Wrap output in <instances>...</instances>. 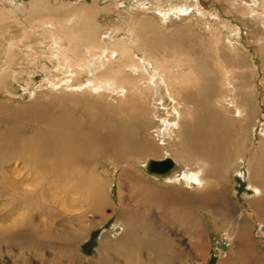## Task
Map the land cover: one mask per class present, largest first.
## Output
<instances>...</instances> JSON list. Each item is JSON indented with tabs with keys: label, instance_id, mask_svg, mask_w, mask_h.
I'll return each instance as SVG.
<instances>
[{
	"label": "bare ground",
	"instance_id": "1",
	"mask_svg": "<svg viewBox=\"0 0 264 264\" xmlns=\"http://www.w3.org/2000/svg\"><path fill=\"white\" fill-rule=\"evenodd\" d=\"M137 1L141 2V7H144L145 3L148 2L146 0ZM232 1L235 2L236 0ZM232 1L231 3H233ZM30 5L31 9L37 8L38 0H31ZM256 5L255 3L250 4L245 0L242 4L243 9H241V6L237 8V5L236 8L241 9L240 15L245 12L246 16V13H255ZM258 6L260 7L259 15L264 16V0H261ZM154 8H156V12L159 13L161 20L165 23L168 21L170 14L187 13L192 9V6L187 3H172L168 8H165L161 2H156ZM196 10L199 13L202 12L199 7ZM3 11L8 21L16 20L17 23L22 24V27L20 38L17 41L10 40L7 47L4 46L6 56L0 58V88L6 87V82L9 80H16L15 76H19L23 71L21 67V69L18 68L19 65L15 60L16 56L34 59L35 54H38V51L32 49L30 43L24 44L25 42H23H27L30 36H38L40 38L38 44L50 49L46 54L45 62L52 63L55 61L56 63L52 70L57 72L55 73L57 78L53 74L50 82L53 86L51 87H57V90L64 93L66 91L74 94L75 92H89L102 99L99 105H105V108L116 102L114 107L109 108V112L115 115L116 124L120 127L122 126L120 128L121 131L117 130L114 125L110 127L105 124L103 125L105 132L102 134L96 135L95 132L87 134L82 131L81 122L79 124L72 122L71 125H68V119L65 115V119H62V122L59 123L61 128L57 130L54 128L57 123L51 120L53 117L58 119L59 116L63 115L48 112V114L45 113L47 117L43 120L41 119L42 123L40 122L42 125L48 126L44 127L45 131L36 133L34 128H32L33 134L29 138L22 139L23 142L28 143L26 151L23 153L24 157H32L33 162L36 161L34 166L40 162L39 164L42 166L54 168L47 172H42L41 181L48 184L53 178L57 179V181L61 179L65 184L64 188L71 190L69 200L73 204L72 208L69 207L66 212L68 214L74 213L76 217L73 216V218H84L83 214L86 210H83L81 204L90 203L91 206L88 211L97 212L103 221L102 223L107 221L108 215H106L105 202H103L106 196V193H104L106 186L104 174L107 172L106 169L102 172L99 171V167H101L99 165L100 158L103 155L101 154L102 150L111 154L110 160L107 158L106 161L115 169L122 166V164L137 162L143 158V155L149 157L144 158L145 160L143 159L144 161L140 162L147 173L154 176L167 175L165 181H168L166 182L168 184L165 187L155 189L151 187L148 191V194H152L154 197L151 207L147 208L148 211L150 210L148 217L144 216L143 220L138 215V210L141 207H145L143 202L127 204L129 212L125 217H117V221L112 224L111 230L113 232L105 231V234H101L99 250L102 259L93 264H199L200 259L204 260L206 256L204 249L207 247V242L211 243L210 241L212 240L208 232L220 234V222L227 223L222 234L231 242L230 248L233 251L231 255L229 252L227 254V259L230 260L228 263L220 261L218 264H264V262L260 263V259L254 254L259 253L258 250L252 248L256 244L255 241H257L255 234H253V229L257 228L258 233H261V226L264 223L260 221L257 223V227L253 228L252 226L256 223V220L262 217L261 212L264 216V206L262 205L261 208H258L259 205L250 203L246 210L247 213H245L243 210L238 209L232 198L230 200L226 196V182L230 181L231 170L239 168L244 162L248 166L245 180H247L248 188L253 192V197L257 198L264 192V131L263 139L258 143L260 146L259 150H254L255 145L248 142V133L246 131L247 124L252 119V109L249 108L251 104L250 97L255 95L257 90H255V85L252 84L254 81L250 82L248 77L242 73V75H236L235 70L230 68L237 65V68L240 69L237 60L233 61L230 67L225 70L221 66L222 76L219 79V91L213 103L214 109H219L220 113L225 114L222 118L223 123H221V127H225V134L222 137L215 127L220 125V122L213 119V113H205L206 109L204 110L201 107V103L192 101V97L200 94L198 91L200 89L197 85L195 87V84L203 82L206 78L207 91L214 92L213 88L216 87L217 83L212 76L208 77V73L207 77L200 79L196 76L197 72H194V66L184 69L183 64H180L179 61L168 62V57L164 56V53H159V56H155L154 59L153 56H150L151 50L146 56L143 52L144 58L139 57L142 53H138L139 56H137L136 52L138 50L142 51L139 44L129 39L130 37L116 39L115 34L119 26L109 27L96 35L93 33L92 26L88 24L89 22H85L86 20L76 25L77 22L75 21H77L78 16L86 19L90 18L89 14L91 12L85 9H81L77 15L71 16L64 24L55 23L52 20L48 21V18V20H30L28 16L23 17L24 9L22 6L14 11ZM212 15L215 16L213 13ZM1 35L2 33H0ZM46 38L49 41V45L46 41H43ZM20 44H23V46ZM219 61L221 62V60ZM114 65H116L115 68L112 67ZM49 67L46 69L44 66H39L38 68L47 74L51 70ZM29 74L31 73L27 75ZM80 75L86 76L82 83H79ZM103 98L106 100L112 99V103H106ZM166 101L168 102L167 105L165 104ZM33 107L31 106V108ZM157 107H161L167 114V116H159L160 125L152 127L156 129L157 138L155 135H149L151 137V145L148 146L140 144L136 147L133 138L129 140L130 146L125 145V140H122L127 133L129 134L126 137L131 136L132 134L130 133L136 129L145 131L146 134L149 133L148 123L151 118H157ZM203 110L204 112L202 113ZM230 111H232V117L228 116ZM90 118L93 125L99 124L93 117ZM122 118H126L128 121ZM134 118L136 120H133ZM235 131L236 135L234 134ZM120 132H122L123 136H121ZM0 134L2 138L4 134L5 136L11 135L12 132L11 130H7V132L0 130ZM230 138L231 146L228 145V142L226 143ZM1 140L3 141V139ZM122 142L124 149L119 152L118 148ZM95 143L104 146L103 149L93 146ZM89 144H91L92 148H90L91 146L89 147ZM3 146L6 148L5 145ZM154 149L163 150V158H156L157 160L150 158L152 156L151 150ZM41 150L48 152L43 155L40 153ZM6 151L8 152V150ZM9 153L16 160L17 155L15 152L10 151ZM56 153L57 156H55ZM251 154L256 155L254 160L249 158ZM51 155L55 157L52 165L50 163ZM122 156L127 159L121 158ZM164 157L170 158L176 164L173 170L165 174H155L147 170V163L150 160L158 161L164 159ZM176 160L184 168L177 170L179 163ZM89 163H94L93 168L89 167ZM186 163H191L188 164L190 167L194 164L196 168L194 170L189 169ZM222 164H227V168L223 169ZM249 165H256L255 169L259 166L258 174H263L253 176ZM12 170L9 175L13 176L19 173L22 170L21 164L13 165ZM50 171L62 172L65 177L60 178L57 176L59 174L49 173L50 175H48ZM133 175H131L129 169H122L118 176L119 182L123 181L120 184L119 195L123 193L125 182L131 183L134 181ZM25 180L27 179H22L21 183L28 185ZM180 180L183 181L180 182ZM10 181L12 182L13 180L10 179ZM177 182L185 184L189 191H193L196 188H193V186L199 185L200 187L198 188L203 191L201 197L205 204L199 206L197 211L199 214L197 216L196 212L194 213L196 217L188 219L181 217L183 220L180 222L185 225L184 228L170 229V232H168L165 231L164 225L160 224V216L159 218L154 217L160 211L163 214L162 206L158 200L166 201L171 209L178 206L181 210L186 209L191 210V212L193 210L190 205L191 200L189 198L184 199V187L174 185ZM128 185L127 187H129ZM84 188H87L86 192L82 191ZM142 189L146 190V188L140 187V190ZM134 191L135 189L133 188L128 192L129 197L132 196L130 194ZM21 196L19 199L24 201L31 199L29 196ZM77 204H79V207H77ZM154 206H156V209ZM177 210L179 209L176 208ZM68 216V220L64 219L66 220V225H57L56 230L63 233L61 232L62 234L60 233L56 236L51 234V238L54 240H48V238L31 239L28 234L32 232L33 227H31L32 230L29 232L27 228L15 233L13 231H1L0 237L7 238L10 236L11 239H16L17 237L21 239L27 236L30 242L25 244L21 241V248L25 246L24 248H28L26 249L28 251L33 248L39 250L43 248H58L65 254L64 257L67 258L65 263L73 264L72 262L76 259H81L79 257L81 255L79 254L80 252L76 253L75 248L77 249V247L75 243L80 240L81 235L84 237L88 226H79L75 229L72 225L70 214ZM217 216L222 220H215V223L209 222L208 217ZM194 220L197 221L194 223L192 222ZM116 229L117 232L115 231ZM180 231H182L183 239L185 235L188 236L187 243L176 238ZM18 234L20 235L18 236ZM214 236L219 237L217 234ZM262 236H264V233ZM112 251H115L116 255ZM186 256L189 258L187 259Z\"/></svg>",
	"mask_w": 264,
	"mask_h": 264
},
{
	"label": "rangeland",
	"instance_id": "2",
	"mask_svg": "<svg viewBox=\"0 0 264 264\" xmlns=\"http://www.w3.org/2000/svg\"><path fill=\"white\" fill-rule=\"evenodd\" d=\"M146 1L148 2L145 3L146 5L144 8L140 6L141 2H138L137 0H38L37 8L31 9V0H0V33H2L0 36V58L6 56L4 46L7 47L10 40L17 41L20 38L22 27V24L17 23L16 20L8 21V18L5 17V12L3 10L14 11L22 6L24 9L23 17L28 16L30 17V20L38 21L40 19L43 20L48 18V21L52 20V22L55 21V23L58 22L64 24V22L71 16L74 14L77 15L81 9H85L91 12V14H89L90 18L86 19L78 16L77 21H75L77 22L76 25H79V22L86 20L85 22H89L88 24L92 26L93 33L96 35L100 34L101 31L109 27L119 26L118 31L115 34L116 39L130 37L129 39H132L139 44L142 51L138 50L136 52L137 56L142 53L139 57L144 58L148 55L147 53L151 52L152 55L150 53V56H153L154 59L155 56H159V53H164V56L168 57V62L172 63L179 61L180 64H183L184 69L189 66H194V72H197L196 76L200 79L207 77V73L208 77L212 76L217 83L216 87L213 88L214 92L211 93L207 91L206 78L203 82L195 84V87L197 85L200 89L198 90L200 92V96L197 95L192 97V101L201 103V107H203L204 110L206 109L205 113H213V119L220 122V125L215 127L222 137L225 134V127L222 128L221 123H223L222 118L225 114L223 113V115L220 113L219 109H214L213 103L216 99V94L219 91V79L222 76V69H220L221 66L225 70L230 67V64L233 61L237 60L239 63L238 67H240V69L237 68V65H231L232 67L230 68L235 70L237 73L236 75L243 74L248 77L250 82L254 81L252 84L255 85V90H257V93L250 97L251 104L249 108L252 109V119L249 120L246 131L248 133V142L255 145L254 150H259L260 146L258 143L262 141L264 131V16L259 15L260 7L258 6L261 0H246L250 4L255 3V5H258H256V11L254 14L246 13L245 16L244 12V14H241L242 17L240 12L241 9H243L242 4L245 0H236L235 2L232 0H228L230 2L227 0ZM231 1L234 4L231 3ZM156 2H161L165 8H168L172 3H187L189 5L191 4L192 9H190L187 13L179 15L170 14V17L167 19L168 21L164 23L161 20L159 13L156 12V8H154ZM240 6L241 9H237ZM197 7L202 9L201 13L196 10ZM212 13L216 17L213 16ZM128 31L130 32L128 33ZM39 39L40 38L38 36H30L27 42L23 41L25 42L24 44L30 43L32 49H34V51H38V54H35V60L16 56L15 60L19 65L18 68L21 67L23 71L19 74L20 77L18 75L15 76L16 80L11 79V81L9 80L6 82L7 84L5 83L6 87L0 88V130H5L6 132L7 130H11L12 132L11 135L8 134L9 136H5L4 134L2 138L0 134V232L13 231L15 233L26 228L29 232L32 230L31 227H33L32 232H29L28 234V237L31 239L48 238V240H54L51 238V234L56 236L62 232L56 230L57 225H66V220L64 219L68 220V215L70 214L72 225L75 229L79 226H88V230L84 237L81 235L80 240L75 243L77 247V249L75 248L76 253L80 252L79 254L81 255H79V257H81V259H76L72 263L93 264L102 259L100 256L101 252L99 250L101 234H105V231L113 232L111 230L112 224L117 221V217H125L128 214L129 211L127 210V204L129 205L134 202H143L145 207H141V209L138 210V215L143 220L145 217H148L147 215L150 213V210L148 211L147 208L151 207V203H153L152 199H154L152 194H148V191L151 187L154 189L165 187L166 184H168L166 183L168 181H165L167 175L154 176L147 173L140 162L149 157L143 155V158L141 157L142 159H139L140 161H134L132 164H122V166L115 169V167H112L111 164L106 161L107 158L110 160L111 154L103 152L104 150L102 149L104 146L99 143H95L93 146L101 148V154H103L100 158L99 165H101V167H99V171L102 172L106 169L107 172L104 174V181L106 184L104 193H106V196L103 202H105V211L106 215H108V219L102 223L103 221L97 212H89L88 208L91 206L90 203L81 204L83 210H86L83 214L84 218H73V216L76 217L74 213L68 214L66 212L69 207L72 208L73 204L69 200V193L71 190L69 188H64L65 184L61 181V179L57 181V179L53 178L51 182H48V184L41 181L42 172H47L54 168L51 166H42L39 164L40 162L36 163L34 166L36 161L33 162L32 157H24L23 153L26 151L25 149L27 148L28 143L23 142L22 139L29 138L33 134L32 128H34L36 133L45 131L44 127L47 125H42L41 119H45L47 117L45 113L48 114V112L63 115L61 117L59 116L58 119L53 117L51 120L52 122L57 123L54 127L57 130L58 128H61L59 123L62 122V119H65V116H67L68 125H71L72 122L76 124L81 122V129L87 134L90 132H95L96 135L102 134L105 132L103 129V125L105 124H108L110 127L111 125L116 126V129L119 131H121L120 128L122 126L120 127L116 124L115 115H112L109 112V108L114 107L116 104V102L112 103V99L106 100L103 98L106 103L113 104L110 105V107L105 108V105H99V102L102 99L98 98L94 94H90L89 92H75L74 94L66 91L64 93L57 90V87H51L53 86L52 83H50L53 74L54 77L57 78V75L55 74L57 72L52 70L53 67L56 66V63L55 61L52 63L45 62L46 54L50 51V49L38 44ZM47 40L48 39L46 38L43 41H46L49 45V41ZM79 44L81 46L80 42ZM20 45L23 46V44ZM134 49H136V47H134ZM40 50H43L41 51L42 53ZM143 52L145 53V56H143ZM219 60H221V62ZM39 66H44L46 69L50 66L49 68L51 69V73L48 72L46 74L45 71L38 68ZM112 67L115 68L116 65ZM28 73L31 74L27 75ZM85 78V75H80L79 83H82ZM165 104L167 105L168 102L166 101ZM31 106L34 107L31 108ZM156 110L157 118H151L148 123L149 133L146 134L145 131L137 130V127L135 128V131L130 133L132 135L129 137H126L129 133L123 136L122 132H120L121 136L124 137L122 141L125 140V145L130 146V138L134 139L136 147L140 144L144 146L151 145V137L149 135L152 134L155 135V137L157 135L156 129L152 127L160 125V121L158 120L159 116H167L166 112L161 107H157ZM231 112L232 111H230L228 115L230 117L233 115ZM90 117H93V119L97 121L100 126L99 124L93 125ZM122 119L125 120L126 118ZM133 120L136 119L134 118ZM126 121L128 120L126 119ZM35 124L37 127L34 126ZM234 134H237L236 131ZM1 139H3V141ZM227 142L229 143L228 145L231 146V138L228 139L226 143ZM3 145H5L6 148H4ZM90 146L91 144H89V147ZM123 147L122 142L121 146L118 148L119 152L124 149ZM90 148H92V146ZM155 149L151 150L152 156L150 158H163V150ZM6 150H8V152ZM10 151L15 152L17 155L16 160L13 159L14 156L9 153ZM45 152L48 151H40L43 155ZM55 156H57V153ZM250 156L251 157L249 158L254 160L256 155L251 154ZM54 158L55 157L51 155V165L54 163ZM121 158L127 159L124 156ZM121 158L119 159L122 160ZM14 161H16L15 164H13ZM176 162L179 163V168L177 170L184 168L178 160H176ZM18 163L21 164L22 170L13 176L9 175L13 171L12 166H16ZM186 164V166H188V164L191 163ZM93 165L94 163H89L90 168H93ZM192 165V167H188L189 169L194 170L196 167L194 164ZM221 166L223 169L227 168V164H222ZM249 166L253 176L263 174H258V171L260 170L259 166H257L256 169V165ZM125 168L129 169L131 175L134 174V181L131 183L128 181L125 182L123 193L122 195H119L118 191L120 189V184H122L123 181L119 182L118 176L122 169ZM247 168L248 166L246 162H244L239 168L231 170L230 181L226 182L227 198L230 200L232 198L233 203L237 205L238 209L243 210L245 213H247L246 210L250 203L259 205L258 208H261L262 205L264 206V192L257 198H254L252 195L253 192L250 188H248L247 180H245ZM49 173L59 174L57 176L60 178L65 177L62 172L57 173L50 171L48 172V175H50ZM124 178L127 180L126 177ZM10 179L13 181L11 182ZM22 179H27L25 182H27L28 185L21 183ZM182 181L183 180H180V182ZM127 185L129 187H127ZM174 185L184 187V199L186 200L189 198L191 200L190 205L193 207V210L192 212L191 210L186 209L181 210L177 206L176 208L179 210L176 211V208L171 209L166 201L158 200L159 204L162 206L161 209L163 214L160 211L159 214H156L154 217L159 218L160 216V224L164 225L165 231L168 232H170V229L174 230L184 228L185 225H182V222H180L183 220L181 217L186 219L196 217L199 214V212H197L199 210V206L201 204H205L201 197L203 191L198 188L200 187L199 185L193 186V188L196 187L193 191H189L183 183L180 184L177 182L174 183ZM140 187L146 188V190H140ZM133 188L135 191L131 193L130 195L132 196L129 197L128 192ZM84 189L82 191L86 192L87 188L85 190ZM22 191L24 192L22 193ZM21 195L26 197L29 196L31 199L29 201L19 199V197H22ZM77 207H79V204H77ZM154 207L156 209V206ZM195 212L196 216H194ZM261 216L262 217L259 220H256V223L252 226L253 228L257 227V223L260 221L264 223V216L262 212ZM208 218L209 222L213 223H215V220H222L218 216ZM195 221L197 220L192 222L195 223ZM224 224V222H220L219 224L220 234H212L208 232L209 236L212 237V240L210 241L211 243L207 242V247H205V249H207H204V252L206 251V256L204 257V260L200 259L198 262L199 264H218L220 261H224L225 263L230 261L227 259V254L230 253L231 255L233 250L230 248L231 242H229V239L225 238V235L222 234V232L225 231L227 223L225 225ZM115 231L117 232V229ZM253 232L257 241H255L256 244H254L252 248L258 250L259 253L254 254L258 256L260 263H263L264 236L262 235L264 233V225L261 226V233H258L257 228H255V230L253 229ZM216 234L219 235V237L214 236ZM19 235L20 234H18V236ZM28 237L26 236L21 239H18V237L16 239H11L10 236L7 238L0 237V264H68L65 263L67 260V258L64 257L65 254L58 248H43L40 250L33 248L32 250L29 249V251L26 250L28 248H24L25 246L21 248V241L25 244L30 242ZM176 238L184 243L188 242V236L185 235V238L183 239L182 231L178 233ZM8 239H11L12 241ZM112 253L116 255L115 251H112ZM186 258L188 259L189 257L186 256ZM205 259L207 260L205 261Z\"/></svg>",
	"mask_w": 264,
	"mask_h": 264
},
{
	"label": "water",
	"instance_id": "3",
	"mask_svg": "<svg viewBox=\"0 0 264 264\" xmlns=\"http://www.w3.org/2000/svg\"><path fill=\"white\" fill-rule=\"evenodd\" d=\"M147 170L151 173H169L176 167V164L170 158L160 159L158 161L150 160L147 163Z\"/></svg>",
	"mask_w": 264,
	"mask_h": 264
}]
</instances>
